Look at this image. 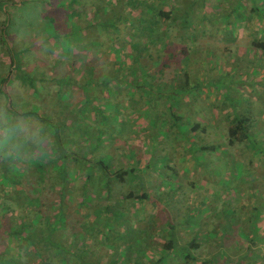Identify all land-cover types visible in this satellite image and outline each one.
<instances>
[{"label":"rangeland","instance_id":"1","mask_svg":"<svg viewBox=\"0 0 264 264\" xmlns=\"http://www.w3.org/2000/svg\"><path fill=\"white\" fill-rule=\"evenodd\" d=\"M1 1L17 3V0ZM89 1L20 0L21 9L12 14L17 27H13L10 36L15 40L16 51L25 47L32 48L23 59L26 72L38 78L42 72L47 75L50 73L51 62L46 60L48 46H54L55 49L73 46L72 50L79 52L75 55H81L84 50H77L79 44L85 41L90 45L91 41H98L95 27L81 30L83 24L94 21L98 16V11L89 7ZM96 1L105 6L106 1L114 0ZM118 1V6L112 7V13L99 14L102 21L114 15L124 17L121 7L123 0H116V3ZM178 1L183 5V0ZM49 2L56 6L62 3V8L65 6L69 12L66 35L62 33L55 36L54 26L51 27L44 18V9ZM192 3L193 0H189V4ZM253 4L259 7L255 10L256 17L254 19L250 13L247 19L248 10ZM99 6L97 9L101 11ZM201 6L203 10L200 14L196 18L190 17L189 27L198 24L200 30L204 29L207 34L202 35V30L193 31V28L183 34V39L198 42L194 45L188 43L183 48V90L176 93L178 98H183V102L184 98L189 97L190 103L185 104V107L188 108L187 112L192 110L187 115L177 114L176 117L181 119L171 123L173 117L169 110L165 112L166 116L162 109L157 112L154 109L146 112L139 109L136 118L124 117L131 125L128 126L131 138L126 137V133H129L127 128V132H120L119 129L109 131L102 140L105 144V162L112 155L118 158L116 148L122 147V143L123 148L129 146L134 154H139L136 176L138 179L143 177V180L140 184L136 180L134 185L125 184L122 187L125 193L135 194L141 187L143 190L152 189L150 198L153 201H120L119 195L108 197L103 191V196L111 199L109 203L101 207L96 201L94 204L77 207L73 210L72 221H67V227L64 219L59 218V230L54 234L57 237L56 243L50 244L53 249L51 264H183L178 260L183 256L182 242L185 244L191 238L200 241L202 247H208L200 253L204 252L203 257L211 258V264H241L244 255L240 256L243 253L240 250L250 232L256 235L259 231L260 236L257 237L264 241V193L261 189L264 185L251 182L252 178L259 181L258 176H264V167L257 163V157L245 152L249 149L251 153L264 158V50L251 46L253 40L264 41V0H206ZM198 8L199 5H196L195 10ZM86 11L88 14L94 11L93 17L87 15ZM3 20L4 16L0 14V22ZM130 20L134 26L139 25L134 16ZM211 23L216 25L213 31L209 29ZM179 28L175 26L173 30ZM36 30L46 33L45 38L41 40ZM131 32L129 22L121 21L112 36L127 44L129 40L126 37ZM50 36L55 41L53 44L48 40ZM203 37L212 38L206 41ZM37 45L41 51L35 50ZM168 53H172V50ZM60 57L65 55L60 54ZM8 68L0 55V75H5ZM57 73L58 70L54 76ZM25 81L24 77L18 79L13 75L10 84L5 87L6 91L15 106L24 104L37 110V105L32 103L27 93ZM45 84L52 86L55 83L46 81ZM160 84L157 81L153 83L154 91L150 95L163 91L162 97H167L165 105L166 102L169 104L172 100L168 91L171 90H157ZM50 91L55 101L54 88ZM71 102L72 97L63 105L70 107ZM205 105L208 108L218 106L214 108L215 111H209L213 116H218L219 123L211 121L213 119L209 115L206 118L205 114H200L206 109ZM59 117L65 124L66 116ZM244 118L249 120L246 141L248 149L242 145L227 152L219 144L225 142L220 132L221 123L229 125L235 119ZM193 119L201 123L199 131L191 132L187 129ZM12 126L18 127V124ZM203 127L208 128L205 134ZM111 143L113 145L108 147ZM207 145L210 149L203 151L201 148ZM127 154L128 150H124L123 156ZM133 180L135 176L129 177V181ZM94 192L99 195L100 190ZM56 196V193L50 194V197ZM245 223L249 224L247 229L244 228ZM169 237L173 240L170 250L164 248ZM262 246L254 245L251 250L260 254L264 250Z\"/></svg>","mask_w":264,"mask_h":264},{"label":"trees","instance_id":"2","mask_svg":"<svg viewBox=\"0 0 264 264\" xmlns=\"http://www.w3.org/2000/svg\"><path fill=\"white\" fill-rule=\"evenodd\" d=\"M203 1L206 2L193 0V3L189 4V0H183L182 5L178 0H123L121 7L124 17L114 15L102 21L99 14L112 13V7L118 6L119 1H106L103 6L96 0H90L89 7L98 11V19L83 24L81 30L95 27L98 41L90 40L91 44L87 45L88 42L83 40V44L76 47L77 50H84L82 56L75 55L78 51H73V46L65 49L63 46L56 47L57 49L54 46L46 47V60L51 62L52 70L48 75L45 72L40 73L41 77L38 78L25 71L23 59L32 48L25 47L16 51L15 40L10 36L13 27H17L12 14L21 9V2L0 0V14L4 16V20L0 22V55L3 62L9 66L6 74L0 75V264H51L53 249L50 244L56 243L57 237L54 234L59 230V218L64 219L67 227V221H72L73 210L77 207L94 204L96 201L102 207L111 201L105 196L111 197L114 194L120 196V201H153L150 198L152 189L143 190L141 187L135 194L125 193L122 187L125 184L132 186L136 180L140 184L143 180V177L138 179L136 176L139 154H134L129 146L123 148L122 143V147L116 148L118 158L115 159L112 155L107 157L105 162V144L102 140L109 131L119 129L120 132H127V128L129 133H126V137L131 138L128 127L131 125L128 124L127 118H136L139 109L143 112L153 109L157 112L162 109L164 114L169 110L170 116L173 117L171 123L181 119L176 117L177 114L187 115L192 110L187 112L188 108L185 107V104L190 103L189 97L184 98L183 102V98H178L176 93L183 90V48L188 43L194 45L198 42L183 39V34L190 28H193V31L202 30L198 24L189 26L190 17L196 18L203 10ZM61 4L56 6L49 2L43 13L51 27L54 26L55 36L68 33L66 22L69 12L65 10V6L62 8ZM196 5H199V8L195 10ZM98 6L102 8L101 11L97 9ZM255 6L253 4V7L249 8L247 19L250 13L255 19V10L259 8ZM86 13L93 17L92 13ZM131 16L138 20V26L131 22ZM121 21L129 22L132 28L131 34L126 37V40H129L127 44L112 36ZM175 26L180 28L174 31ZM214 26L216 25L211 23L209 29L213 31ZM36 31L41 40L45 38L46 33ZM202 31V35L207 34L204 29ZM51 36L48 40L53 44L55 41ZM211 38L203 37L206 41ZM174 46H177V49L172 48ZM251 46L264 50V41L253 40ZM35 50L41 51V47L37 45ZM167 50H172V53L169 54ZM60 54L65 57H60ZM63 66L65 69L62 70ZM56 69L59 73L54 76ZM13 75L18 79H26L27 93L32 98V103L37 105V110L24 104H13L5 88L10 84ZM46 81L55 84L50 86L45 84ZM155 81L161 83L157 90H171L168 91L172 100L169 101L170 105L167 102L165 105L167 97H162L163 91L150 95L151 91H154ZM53 88L55 101L50 91ZM187 90L193 91L192 88ZM71 97L70 107L63 105V102ZM205 106L206 109L200 114H205L206 118L209 115L213 119L211 121L219 123L218 116L211 114L218 106ZM63 115L66 116L65 124L59 117ZM248 121L244 118L235 119L229 125L221 123L220 132L224 135L223 140L226 143L218 142L220 146L227 152L232 151L235 146H238V149L244 145L248 149ZM16 123L18 127H13ZM201 126L200 122L194 120L187 125V129L196 132ZM206 129L208 128H202L203 134L207 133ZM112 145L113 143L108 147ZM208 146L201 149L209 150ZM124 150H128L126 157L123 156ZM245 152L257 157V163L264 167V158L251 153L249 149ZM132 176H135V180L129 181ZM258 177L259 181L252 178L251 182L256 181L264 185V176ZM261 189L263 194L264 186ZM95 190H100L99 195H96ZM103 191L106 192L105 196ZM55 193L56 197H50V194ZM248 226V223L244 224V228L247 229ZM188 235L190 234H186ZM258 235L260 236L259 231L256 235L250 232L248 240H244V247L240 250L243 252L240 256L244 255L241 264H264V250L260 254L251 250L254 245L262 246L264 243ZM172 241V237H169L164 248L170 250L173 247ZM182 245L183 256L178 259L181 263L211 264V258L203 257L204 252L200 253L202 249H208L202 247L200 241L191 238L185 244L182 242Z\"/></svg>","mask_w":264,"mask_h":264}]
</instances>
